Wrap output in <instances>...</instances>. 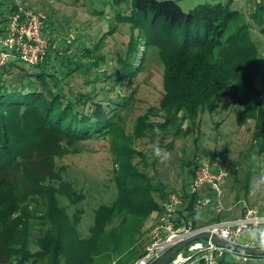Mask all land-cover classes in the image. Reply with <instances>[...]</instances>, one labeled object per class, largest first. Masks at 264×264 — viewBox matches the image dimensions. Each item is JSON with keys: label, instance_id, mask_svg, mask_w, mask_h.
Wrapping results in <instances>:
<instances>
[{"label": "trees", "instance_id": "trees-1", "mask_svg": "<svg viewBox=\"0 0 264 264\" xmlns=\"http://www.w3.org/2000/svg\"><path fill=\"white\" fill-rule=\"evenodd\" d=\"M234 1L203 2L184 12L175 0H88L89 12L110 23L101 35L86 43L85 34H72L56 47L46 29L45 58L33 65L12 52L0 67V264H128L136 257L133 264L144 253L145 246L139 250L135 244L145 220L161 212L168 195L177 191L159 177L147 154L153 150L140 145L171 133L196 132L197 142L202 116L215 113L227 99L237 105V126L253 121L252 145L264 154V102L255 85L260 53L251 35L252 22L264 34V0H247L249 20ZM20 3L32 8L26 0ZM15 10L14 0H0V38ZM118 23L128 24L138 36L130 38L123 56L115 57L112 69L101 68V49ZM141 41V60L135 63ZM152 47L163 68L161 95L126 122L123 114L136 107L138 87L132 85ZM52 59L58 67L53 70ZM218 128L219 122L214 124ZM105 138L116 195L93 209L84 235L79 224L85 193L60 174L55 157L70 142ZM172 144L163 146L171 150ZM224 162L219 165L227 171ZM198 164L195 159L190 176L182 179L184 201L177 211L179 222L191 221L194 228L200 222L195 201L207 193L186 192ZM37 200L44 211L37 223H30L28 205ZM60 200L67 204L61 206ZM204 214L211 222L227 218L208 209ZM132 246L137 250L128 251ZM236 254L226 251L219 264H264V255L247 254L242 260Z\"/></svg>", "mask_w": 264, "mask_h": 264}, {"label": "rangeland", "instance_id": "rangeland-1", "mask_svg": "<svg viewBox=\"0 0 264 264\" xmlns=\"http://www.w3.org/2000/svg\"><path fill=\"white\" fill-rule=\"evenodd\" d=\"M81 1L84 3L74 5L71 0H26V4L50 17V24L46 29L51 30L50 39L57 43V47L63 40L70 39L72 34L76 36L85 34L88 37L85 41L89 43L90 40L88 39L92 40L108 29L110 23L107 18L100 19L93 15L87 7L88 0ZM175 1L184 12H187L203 2L224 0ZM234 6L243 12L245 19L249 20L248 16L252 11L250 2L235 0ZM107 15L110 17L109 14ZM251 35L258 45L259 64H261V72L255 77V85L261 90V102H264V34L259 32L258 26L254 22H252ZM134 36H138V31L131 30L128 24H116L115 31L108 36L101 49V54L105 56V63L101 65V68L112 69L111 67L116 65L115 57L124 55L128 41ZM141 39L139 38L138 41ZM138 45L139 52L135 56V63H139L142 56V41ZM147 55L145 69L139 73L138 81L140 80L141 84L138 86L136 80L132 85L133 87L136 84L138 87L136 107L123 114V119L126 122L135 117L136 114L143 112L149 105L155 104L161 95L162 65L156 56L155 48L149 49ZM124 57H127L128 60L131 59L127 55ZM49 65H53L52 70L58 68L55 59H52ZM27 68L31 69V66ZM237 110V105L227 99L215 113H205L202 116L201 133L197 142L193 141L196 132L190 136H185L182 133L172 135L171 133L167 135L157 134L154 140L145 141L144 144L140 145L145 151L153 150V154L152 151L147 152V154L155 163L159 177L169 186L176 188L177 191H180L182 179L190 176L189 173L193 168L195 159L198 163H209L214 156V164H219V161L224 159L227 166V177L223 184L222 204L224 209L221 212L226 216H232V218L241 216L245 205L259 212H264V184H258L261 177H264V154L252 145L253 121L247 119L240 127L236 125ZM217 122H219V128L215 130L214 124ZM170 142L173 143L172 149L166 150L163 145ZM157 149H159V155L156 154ZM112 159L107 138L70 142L62 146L58 156L55 157V164L63 169H57L60 174L66 180L81 187L85 193V199L82 202L85 213L79 224V230L84 235L88 233V227L92 223L93 209L100 203L109 204L115 198L116 192L110 181ZM149 160L147 162L151 164L152 162ZM139 166L143 168L144 164ZM146 168L151 171V167L149 168L148 165ZM66 204V201L60 200L61 206ZM28 209L29 222L37 223L36 220L39 221V217L44 211L43 202L41 200L32 201L28 205ZM69 211L72 212L73 208H69ZM205 212L206 210H202L198 213L199 225L214 223L207 218ZM156 214L153 212L144 222L135 244L139 250L141 248L143 250V247L148 243L150 233L155 226ZM242 241L243 239L238 240L239 243ZM136 248L132 246L128 251L137 250ZM135 259L136 257L130 260L128 264Z\"/></svg>", "mask_w": 264, "mask_h": 264}, {"label": "built area", "instance_id": "built-area-1", "mask_svg": "<svg viewBox=\"0 0 264 264\" xmlns=\"http://www.w3.org/2000/svg\"><path fill=\"white\" fill-rule=\"evenodd\" d=\"M16 10L8 16L5 35L0 38V67L15 52L22 62L33 65L45 58L49 46L46 34L47 16L40 10L23 5L14 0ZM227 171L219 164L200 162L194 169L193 176L187 185L186 192L200 194L194 204L199 213L211 210L220 213L222 204L223 184ZM183 193L171 192L157 213L155 226L150 233L143 255L133 264H154L169 249L175 247L186 238L200 232L216 236L229 243L248 248H264V213L250 206H244L240 217L192 227L191 221L186 225L179 222L177 211L183 205ZM243 239L242 243L238 240ZM229 251L210 238H200L185 245L168 264H219L222 255ZM236 258L246 260L247 254L236 252Z\"/></svg>", "mask_w": 264, "mask_h": 264}, {"label": "water", "instance_id": "water-1", "mask_svg": "<svg viewBox=\"0 0 264 264\" xmlns=\"http://www.w3.org/2000/svg\"><path fill=\"white\" fill-rule=\"evenodd\" d=\"M200 238H210L212 241L217 243L218 245L235 252L245 253L248 255H264V248H248L241 245H236L229 243L225 240H222L216 236L209 235L206 232H200L193 236L186 238L184 241L176 245L167 251L159 260H157L154 264H168L169 261L177 254L185 245L188 243L198 240Z\"/></svg>", "mask_w": 264, "mask_h": 264}, {"label": "clouds", "instance_id": "clouds-1", "mask_svg": "<svg viewBox=\"0 0 264 264\" xmlns=\"http://www.w3.org/2000/svg\"><path fill=\"white\" fill-rule=\"evenodd\" d=\"M156 154L159 155V149L156 150ZM258 184H264V177H261L260 181Z\"/></svg>", "mask_w": 264, "mask_h": 264}, {"label": "crops", "instance_id": "crops-1", "mask_svg": "<svg viewBox=\"0 0 264 264\" xmlns=\"http://www.w3.org/2000/svg\"><path fill=\"white\" fill-rule=\"evenodd\" d=\"M234 3H235V1H234ZM231 219H234V218H232V216H227V218H226V220H231Z\"/></svg>", "mask_w": 264, "mask_h": 264}]
</instances>
